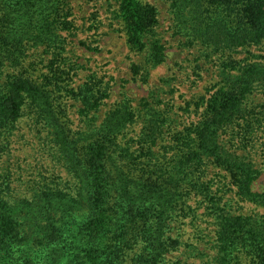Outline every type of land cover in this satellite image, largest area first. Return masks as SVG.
<instances>
[{"label": "trees", "instance_id": "trees-1", "mask_svg": "<svg viewBox=\"0 0 264 264\" xmlns=\"http://www.w3.org/2000/svg\"><path fill=\"white\" fill-rule=\"evenodd\" d=\"M170 2L176 34L221 62L220 81L193 103L198 119L182 129L129 101L99 123L111 87L97 74L71 86L79 66L65 55L76 31L70 0H0V264H164L181 244L172 225L195 212L193 197L215 226L214 264H264V214L231 208L238 198L264 209L250 151L264 135V103H254L264 99V56L251 51L264 44V0ZM117 3L130 49L151 67L164 64L156 6ZM37 50L50 57L45 73L31 61ZM132 71L149 75L137 64ZM69 100L85 131L72 127ZM25 118L46 151L31 179L16 156ZM142 118L140 134L128 136ZM214 167L224 174L217 190Z\"/></svg>", "mask_w": 264, "mask_h": 264}, {"label": "rangeland", "instance_id": "rangeland-1", "mask_svg": "<svg viewBox=\"0 0 264 264\" xmlns=\"http://www.w3.org/2000/svg\"><path fill=\"white\" fill-rule=\"evenodd\" d=\"M145 1L158 9L159 24L156 31L158 38L166 46V61L158 67L148 65L145 54L140 55L130 49L120 22L114 14L119 7L117 0H70L76 31L75 36L67 38L65 55L79 66L71 72V86L80 87L91 74H97L109 84L110 97L105 100V104L97 113L99 123L105 119L112 108L129 101L135 109L142 110L143 115L148 111L143 106L149 103V108L170 117L169 123L173 122L174 129H182L191 121L198 119V112L195 111L193 103L203 95L209 94L208 90L220 81V56L205 58L199 46H188L186 38L176 34L175 21L170 8L171 0ZM84 43L98 50L88 49ZM251 51L264 56V44L251 48ZM32 54L31 61L36 63L39 69H44L45 73L47 71L45 65L48 64L50 57L43 55L42 50L33 51ZM246 56L248 55L243 53L233 56V59L240 60ZM133 64L147 70L148 77L145 76L146 79H142V76H134ZM254 103L263 104L264 99L259 96L255 98ZM67 105L72 127L76 131H85L87 128L84 127L85 123L79 115V105L70 100L67 101ZM188 106H190L189 110H187ZM23 120V128L18 132L20 136L16 144V156L21 160V165L28 168L26 174L31 179L33 172L35 177L41 170L34 168L38 166L35 158L40 161L45 159L42 154L46 151L45 144L40 140L37 131L27 125L26 118ZM143 127L144 118L139 119L128 130V136H138ZM22 135H25L23 139H21ZM263 137L264 135L257 138L253 147L250 148L257 167L262 171L252 187L257 193H264ZM46 163L51 165L50 163L53 162L47 159ZM212 171L216 174H210V178L216 177L214 189L217 190L221 188L218 183L223 180L224 174L215 167ZM62 175L66 176L65 173ZM231 196H233L232 192L228 191L227 197ZM189 205L195 212L189 216H182L172 225L171 235L178 238L181 244L168 253L164 264L216 263L214 261L218 249L212 217L204 214L207 213L205 204L200 203L198 197H193ZM231 205V208L238 213L264 214L263 208L240 201L238 198L231 201ZM241 264H250V262L244 259Z\"/></svg>", "mask_w": 264, "mask_h": 264}]
</instances>
